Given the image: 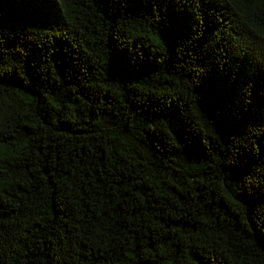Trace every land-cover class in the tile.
<instances>
[{
    "label": "trees",
    "instance_id": "trees-1",
    "mask_svg": "<svg viewBox=\"0 0 264 264\" xmlns=\"http://www.w3.org/2000/svg\"><path fill=\"white\" fill-rule=\"evenodd\" d=\"M0 264H264V0H0Z\"/></svg>",
    "mask_w": 264,
    "mask_h": 264
}]
</instances>
